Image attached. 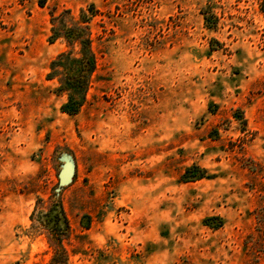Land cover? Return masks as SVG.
<instances>
[{"label":"rangeland","instance_id":"1","mask_svg":"<svg viewBox=\"0 0 264 264\" xmlns=\"http://www.w3.org/2000/svg\"><path fill=\"white\" fill-rule=\"evenodd\" d=\"M90 5L68 114L51 13ZM56 237L66 264H264V0H0V264Z\"/></svg>","mask_w":264,"mask_h":264},{"label":"trees","instance_id":"2","mask_svg":"<svg viewBox=\"0 0 264 264\" xmlns=\"http://www.w3.org/2000/svg\"><path fill=\"white\" fill-rule=\"evenodd\" d=\"M64 13H69L65 10ZM92 5L86 10H80L78 18L73 16L64 17L63 14L54 16L51 13V35L50 42L57 38H63L68 51L60 52L54 59L50 61V72L47 74L48 79L57 78V91L66 94V101L61 105V110L68 114L78 112L80 106L84 102L85 93L88 89L91 75L96 66V59L91 47V37L88 27L89 15H92ZM205 20L208 18L205 16ZM77 46L76 52L72 51V47ZM188 175L184 174L183 178L192 177L200 179L206 176V171L202 168L194 166L186 169ZM54 221L51 227L58 235H62L66 228L58 225V217H49ZM57 246L53 251L50 264H66L67 255L62 247L60 237H56Z\"/></svg>","mask_w":264,"mask_h":264}]
</instances>
